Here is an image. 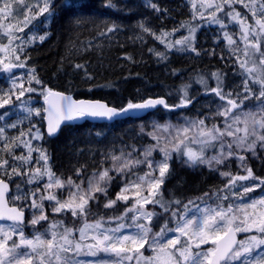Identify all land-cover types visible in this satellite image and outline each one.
I'll return each mask as SVG.
<instances>
[{"label":"snow or ice","instance_id":"snow-or-ice-1","mask_svg":"<svg viewBox=\"0 0 264 264\" xmlns=\"http://www.w3.org/2000/svg\"><path fill=\"white\" fill-rule=\"evenodd\" d=\"M21 4L24 9L23 27H27L31 19L35 16L45 15L46 18L54 17L56 6L54 0H37L35 4ZM84 7L80 0H63L60 8L71 14L73 21L79 23L81 20L80 14L77 11V6ZM106 8L114 9L117 11H124L120 7L117 0H106L104 5ZM147 7L151 8L156 13L167 14L168 9L162 8L158 3L153 0H147ZM193 8L196 4L193 3ZM236 6H242L245 9V16H241L240 12L235 10ZM200 11L193 15V19L199 15L201 18L204 16V10L209 11V15L213 23L220 24L221 28H226L217 13L222 14L229 20V23H235L239 26L240 35L237 39L242 44V48L237 46L236 40L232 38L226 31L223 32V39L227 41V46L230 50L227 59L234 60L238 65L239 73L242 77L241 84L237 86L236 90L226 89L224 83L226 73L217 70L216 72L209 73V77L214 80L215 87H209L208 80L203 76H198L197 80L200 84L204 85L206 92H210L218 97L223 103L216 112L217 117L223 118V125L212 124L209 128L205 124L204 119L198 121H188L192 129H195L194 136L189 137V127L178 128L175 131L174 140H165L164 143L174 142L173 150L179 151L180 144L184 143L185 151L183 155L187 157L183 162L189 166L197 164H207L209 168L213 167V161L216 165L224 164L230 157L235 156L241 161V166L245 168L246 175L233 176L230 172L221 173L223 176L229 177L226 188L234 186L238 181H251L252 186L241 185L244 193H249L255 188L264 187V179L256 177L251 167H247V158L240 155V152L250 153L254 159L259 160L260 154H264V0H249L245 3L244 0H204L200 4ZM226 9H228L226 11ZM130 11V9H129ZM29 13H34L29 16ZM250 14L252 22H247V15ZM13 19V8L11 0H0V39H6L7 43L0 44V53L4 57L9 58L5 62L4 58H0V69L5 72L11 73L14 68H24L25 62H21L19 56L16 55L17 51H22V44H16L20 39V33H23V27L19 24L14 26L11 22L4 24V20ZM143 32L156 36L155 32L145 26L144 21L138 22L137 25ZM120 25L115 22L108 24L101 35L105 33H113L119 30ZM180 28H187L188 35L176 40L175 43L168 41L166 44L165 52H155L154 54L160 59H167L168 51L176 48L178 51H187L200 53L195 46V28L188 26L181 22ZM179 31V28H174L172 32L161 31L160 36L156 39L164 43V38L172 35L174 32ZM46 37H39L43 41ZM15 45V46H14ZM152 52V49H149ZM206 55H216L215 49L204 50ZM243 53L241 56L240 53ZM14 59L16 63H12ZM27 59V57H26ZM128 59H132L130 56ZM223 61L226 58L220 55ZM76 68H83V65H75ZM35 72V69H32ZM86 75L87 72L85 70ZM91 79V76H88ZM35 81L40 85V92L43 99L48 103V107L43 109L47 113L46 117L42 119L47 120L45 132H41L35 125H30L28 133L20 132L19 137L11 139V144L15 147L23 145L28 149L27 156H16L10 147L9 138L6 137L5 128L0 127V138H3L4 145L0 152L7 153L8 159L0 155V221H10L11 223H0V264H83L82 261L76 259L78 255L86 247L88 254L96 256L97 253L103 252L112 254L117 259V264H126V262H135V264H233L241 257H251L245 259L243 264H264V199L253 201L250 205L244 208L234 210L231 205L223 208L218 205L213 209L205 207L201 209L195 201L190 200L188 204L183 205V212L171 211L170 219L175 221L176 227L169 228L167 222L161 226L160 231L153 234L151 242L148 236L152 231L150 225L153 216L157 219L160 218V213L148 212L145 210V205H159L164 212H169L172 205H181V201H165L161 192V186L165 180L170 179L174 174V170L170 169L171 151L167 147H161V137L149 133L153 139L156 140L155 146L145 148L142 154L143 159L135 161L129 159L132 153L125 154L121 150L120 156L110 155L107 162H110L109 168H104L103 164L106 160L102 159L100 163V170L93 171L91 176L87 177V188L83 185L85 180L81 178L82 171L86 172V168H77L75 175L80 179L77 184L71 179L67 178V184L53 173L47 167L48 155L46 150L41 148H33L31 146L32 140H42L45 135L49 138H54L59 135L61 127L65 122L72 121L79 118H100L108 121H115L121 117L127 116L129 112L138 110H148L163 106L168 109L183 108L191 104L195 97H189L187 93L188 85H183L179 90L182 92L180 103L170 106L164 98H148L140 103H133L129 101L125 106L115 107L108 104L101 103L100 101H85L74 100L71 96L65 95L61 92H55L34 75L29 74L27 80L28 88L24 87V82L17 84L13 80L12 87L8 92L0 90V109L5 108L6 105L13 103V97L19 102V105L27 112L26 119L34 114L41 116L40 109H33L29 105V101L21 100L25 92L34 93L37 89L31 85ZM106 85H101L104 87ZM255 89V91L253 90ZM19 95H16V92ZM252 103L256 111L249 110L244 112L243 109ZM8 112L5 111L0 114V120L7 116ZM243 117V118H241ZM6 127H17L16 124L6 125ZM162 131H167L168 126H155ZM33 129L35 132L33 133ZM143 131V129H141ZM101 136L102 132L90 133V135ZM31 136V139H21L24 136ZM181 137L183 139H181ZM228 138H231L229 141ZM18 141V143H17ZM189 143H198L201 145L200 151H194L188 147ZM204 147L217 148V154L211 158H205ZM159 149L161 159L155 160L152 157V152ZM36 151L39 156L37 163L41 161L45 164L44 172L41 173L40 168H35L29 172L25 169L24 172L19 171L15 166L16 161L21 162V167L31 163V154ZM136 149L133 147V152ZM139 155V154H138ZM11 160V163L9 162ZM119 164V167H117ZM144 164L148 171L144 176H137L136 179L140 183L131 181H123L125 187L121 188L120 192L116 194L115 200H108L104 208L113 207L118 201L127 202L130 197L125 193L134 189L132 198L134 203L132 207H126L125 212L117 217L118 220H123L129 212L134 213L131 217L132 224L125 225L120 223L115 229H105L103 232V218L97 220L95 223H87V215L91 212V204L99 206V196L108 199V189L111 187L113 177L109 175L110 172H115L122 177L131 173V170ZM11 169V171H9ZM27 177L23 183L32 185L34 181L47 177L48 183L43 185L44 191L48 194L40 192V185L36 186L33 191L30 188L22 189L20 184H15V193L11 195V203L9 206V199L7 198L10 189L7 181L12 180V177ZM142 185L145 187L142 189ZM67 187V199H58L56 195L52 194L55 189L63 190ZM147 192V195L143 193ZM208 197V194H204ZM201 199V198H197ZM227 199V197H223ZM39 201V202H38ZM49 204L48 209H45L44 202ZM19 204V206H15ZM189 205H192L196 211L193 213V218L189 219L188 214L191 212ZM259 206V211L257 207ZM251 209L249 211L248 209ZM28 211L30 219L28 224L32 226L33 236L28 238L25 236V211ZM49 213L62 214L64 216H71L73 221H83V227L79 229H70L64 227L63 221H49ZM239 213V215L237 214ZM177 217H179L177 219ZM145 220L147 223H138L140 219ZM41 222L47 223L48 227L41 233L37 229V225L43 227ZM235 225V227H234ZM125 227H134L135 234H119L121 229ZM58 228H63V233L57 231ZM89 230L95 231L97 234L93 235L91 239L94 243L84 245L82 242L88 239ZM75 231L79 232V241L69 239ZM244 232H255L254 235L248 236L244 240L237 241L236 234ZM111 233V235H109ZM172 233L174 238H168V234ZM45 235H50L49 239H44ZM198 243L193 245V240ZM164 241L161 243V241ZM213 245L207 251H197L193 254L192 248L195 246L197 249L203 244L210 243ZM145 244L153 249L156 253L155 257H143L140 249L144 248ZM260 249V252H256Z\"/></svg>","mask_w":264,"mask_h":264},{"label":"trees","instance_id":"trees-1","mask_svg":"<svg viewBox=\"0 0 264 264\" xmlns=\"http://www.w3.org/2000/svg\"><path fill=\"white\" fill-rule=\"evenodd\" d=\"M80 2L84 7L77 6L81 17L79 23H75L72 15L60 8L63 0H54L56 6L54 17L46 18L45 14L31 19V28L36 25L37 31L46 38L43 41L40 39L30 41L22 47V51H18L20 61L25 62L24 68H14L11 73L0 69V90L8 92L14 79L17 84L23 81L24 87L28 88L27 80L31 74L36 76L47 88L69 92L76 98L101 99L116 107L125 106L129 101L136 103L149 97L161 96L170 106L177 105L180 103L182 95L179 90L183 85L189 86L186 89L188 96L195 97V99L183 108L170 107L166 109L163 106H158L142 118L127 117L102 123L86 120L81 124H66L61 127L59 135L54 138L45 135L42 140H32V142L38 143L39 148L46 150L50 170L64 181L65 185L68 177L79 184L80 179L75 175V170L83 166L87 170L86 172L82 171L81 176L85 180V185L87 177L91 176L93 171L100 170L99 162L102 159L106 160L103 164L104 168L111 166L110 162H107L109 154L120 156L121 150H123L125 154L132 153L129 159L133 161L143 159L142 154L145 148L156 145L153 136L148 135L154 133L161 137V147L166 146L171 151L169 163L170 169L174 170L171 178L165 180L161 186L163 198L165 201L179 200L181 205L173 204L169 212H164L159 205H146L145 207L151 209L153 213L161 214L159 219L156 216L152 218L153 232L159 231L165 222L168 227L173 226L174 221L169 218L170 212H182L183 205L188 204L190 200L195 201L196 204L207 203L216 206L227 204L232 198L228 188L225 187L229 179L221 173L236 174L239 167L238 159L233 156L220 165H216L214 162L212 168H209L207 164L189 166L183 162L186 158L181 145L179 151H176L173 150L174 142L167 145L164 143L165 140H174L175 131H162L155 126L167 120L179 122L182 119H204L207 122L216 118L215 109L220 99L214 94L206 92L204 85L198 82L197 77L203 76L208 80L209 87H215L214 80L208 74L220 70L227 74L224 80L227 86L226 91L228 89L236 90L237 86L241 84L242 77L238 65L234 60L227 59L230 50L227 41L223 39V32L226 31L236 40L237 46L242 48L241 42L237 39L239 31H237L236 24H228L223 29L220 24L212 21L195 25L197 22L192 18V5L189 0H153L162 8L168 9L166 15L156 13L147 7V0H117L120 7L125 9L124 11L106 8L104 6L106 0H80ZM237 7L242 9L241 6ZM29 16H33L32 13H29ZM247 18L251 19L250 14ZM140 21H144L145 26L155 32L156 36H160L161 31L172 32L174 28H179V31L173 33L176 38L179 36L181 39L187 36L188 29L180 28L181 22L195 28V46L200 54L197 55L190 50L178 51L177 49L181 47L178 45L168 51L167 59H160L154 53L165 52L166 44L161 43L156 39V36L143 32L137 26ZM106 22L108 24L115 22L120 25L119 30L101 35ZM149 49L153 51L150 52ZM211 49H215L217 54L206 55L204 50ZM262 50H264V44H262ZM240 54L243 55L242 52ZM220 55L226 59L222 61ZM129 56L132 59H128ZM11 62L16 63L14 59ZM77 64L83 65V68H76ZM32 69H35V72H32ZM89 75L91 79L88 78ZM101 85L106 86L101 87ZM31 86L37 91L34 93L25 92L21 100L29 101L30 96L31 100L40 105L41 116L33 114L30 119L21 120L17 127L12 129L15 134L14 138L19 137L21 131L27 134L30 125H35L41 132H45L42 119L41 86L37 85L35 81ZM16 95H19L18 91ZM19 107V102L13 97V103L0 109V114L7 111L8 115L3 119L12 118L20 113ZM95 132L103 134L101 136L90 135ZM21 139H31V136L26 135ZM181 139L183 138L181 137ZM9 142L16 156H25L23 145L15 147L11 141ZM133 147L136 149L135 152H133ZM2 148L3 144H0V149ZM0 155L8 159L7 153L0 152ZM161 155L159 149L152 152V157L155 160L161 159ZM240 155L246 156L247 167L252 168L254 175L264 179V154H260L259 160L243 151L240 152ZM9 162L11 163V160ZM15 166L21 172H24L28 167L27 164L21 167L20 161H16ZM147 171V167L140 164L134 167L130 174L123 177L115 172H110L109 175L113 179L111 187L108 189V199L99 196L98 207L90 202L91 212L87 215V223H95L101 218L104 221L103 226L121 221L117 217L125 212L126 207L130 208L134 203L132 198L134 189L125 193L130 197L127 202L118 201L113 207L107 209L104 208V205L108 203V200L116 199V194L125 187L123 181L140 183L136 177L144 176ZM26 179L27 177L24 176H13L12 180H9L11 184L10 202L11 195L16 194L13 180L16 184H20L22 189L30 188L35 191L36 186L40 185V192L48 194L44 191V182L38 181L27 185L23 183ZM246 183L252 184L251 181ZM66 189L67 187L63 190V195H61V189H55L58 191L60 199H63L67 194ZM223 192L227 194V199H223ZM205 193L208 194V197L204 196ZM249 193L264 194V187L255 188ZM242 194H245L244 191ZM17 205L19 206V204ZM44 206L47 210L49 207L47 201L44 202ZM191 206L189 205V207ZM26 213L25 232H33L32 226L28 224L30 216L27 210ZM132 214L129 212L125 218L129 220ZM49 221H63V225L70 229H79L83 227L84 223L81 220L74 222L71 216L51 213H49ZM41 223L43 227L40 225L36 227L43 233L48 224ZM78 233V231L74 232L76 235ZM251 233L255 234V232ZM245 235L246 233L240 232L239 241L244 240ZM44 238L49 239L50 235H45ZM260 251V249L256 250V252ZM245 259H251V257H241L233 264H243Z\"/></svg>","mask_w":264,"mask_h":264},{"label":"rangeland","instance_id":"rangeland-1","mask_svg":"<svg viewBox=\"0 0 264 264\" xmlns=\"http://www.w3.org/2000/svg\"><path fill=\"white\" fill-rule=\"evenodd\" d=\"M189 1H190L191 5H193V3L196 4V8H193V6H192L191 12H192V16H193L194 14H196L198 11L201 10L200 9V4L203 3L204 0H189ZM209 2H211V0H209ZM244 2L248 3L249 0H244ZM11 3H12V8H13V19H11L10 21L9 20H4L3 23L4 24H8L9 22H11L13 24V26H14V29H15V26L17 24H19L20 27H23V23L22 22H23V19H24V9H23V5L21 4V0H11ZM35 3H37V0H23V4H25V5L26 4H35ZM241 8L242 9H240V8H238L236 6L235 10L237 12H240L241 16L243 17V16L246 15V13H245V9L242 6H241ZM227 10L228 9H226V11ZM32 15H34V13H32ZM217 16L226 25H228V24L229 25H233L234 24V23L230 24L229 20L227 18H225L222 14L220 15L219 13H217ZM247 17H248V15H247ZM193 20H196V22H197L195 25H200L202 23L212 21L210 15H209V11H207V10H204L203 18H201L199 15H197L196 19H193ZM250 21L252 22V18L251 19L247 18V22L250 23ZM236 26H237L236 27L237 31H239L238 34L240 35L239 26L237 24H236ZM0 31H2V30H0ZM19 35H20V39L16 41V44H22V47L25 46V44H27L30 41L33 42L35 40H39V37L43 36L40 32L37 31L36 25H33V27L31 28V23H29L27 27H23V33H20ZM179 39H180L179 36L176 38L172 34V35L164 38V41H165L164 44H167L168 41H171L172 43H174V41L179 40ZM5 43H7L6 39H0V44H5ZM16 55L19 56L18 51H17ZM0 58H4L5 62H8V60H9V58L4 57L3 53H0ZM253 90L255 91V89H253ZM222 103L223 102L221 100H219L218 104L216 105V109H215L216 112H217L218 108H220ZM29 105L33 109H40V105L37 104L36 101H34V100H30L29 101ZM19 108L21 109V111H20V113L18 115H15L14 117L9 118V119L7 117L6 119H2L0 121V127H4L5 128V134L4 135L9 138V141H11V139L14 138L13 136H15V134H14V130L12 131L13 127H6V125H11V124L18 125V123L21 120H23L26 115H28L23 107L20 106ZM249 110L256 111V109L253 107L252 103H248V106L243 109L244 112H247ZM241 118H243V117H241ZM188 121H198V120L182 119L179 122H174V121H171V120H167L164 123L159 124L158 126H168V125H170L171 127H168L167 131H169V130L176 131V129H178V128L189 127L190 128V132L188 133V135L191 138V137L194 136L195 129L191 128V125L188 123ZM213 123H216L217 125L222 126L223 125V118L216 116V118H213V119L205 122V124L209 128L212 127ZM34 132H35V130L33 131V133ZM228 140L230 141L231 138H228ZM0 144L4 145L3 138H0ZM180 145H181V148H182V152H184L185 151L184 143H181ZM31 146L33 148H37L38 147V143H34V142L31 141ZM188 147H191L194 151L198 152V151H200L201 145H199L198 143H189ZM24 149H25V153H26L25 156H27L28 155V149L26 147H24ZM217 151H218V147L217 148L204 147L205 158H211L212 156L217 154ZM38 156H39V154L36 151L32 152V154H31V163L27 164L28 167H26V169H28L29 172H31V170H34L35 168H40L41 173L44 172V169H45L44 162L43 161H41L40 163L36 162L37 159H38ZM185 158L187 159L186 156H185ZM213 165H214V161H213ZM238 165H239V167L237 169L238 172L236 174H234L233 176L246 175L245 168L241 166V161L239 159H238ZM47 167L50 168L48 160H47ZM228 179H229V177H228ZM38 181H42V182H44V184L48 183V179H47L46 176H44L42 179L34 181V182H38ZM246 182L247 181H238L234 186H229L228 187V192L232 195V198L230 199V201L227 204L220 205V206H222L223 208H227L229 205H231L232 208L234 210H236L238 208H244L246 205H250L253 201H258L260 199H264V194H261V193H255V194L254 193H245V194H242V191H244V189H243V187H241V185L249 186V187L252 186V184H247ZM84 187L87 188V182L84 185ZM141 187L143 189L145 186L144 187L141 186ZM66 192H67V189H66ZM52 194L56 195L58 199L61 198V197L59 198V195H58L59 193L56 190L52 191ZM143 194L147 195V192H144ZM223 196L227 197V194L223 192ZM67 198H68L67 194H65L63 199H67ZM197 205H199V207L201 209H204L205 207H210V208H213V209L217 208L216 205H209L207 203H201V204H197ZM189 208L191 209V212H189L188 218L192 219L193 218V213H195L196 209L193 206H191ZM145 210L148 211V212H152L151 209L146 208V207H145ZM248 210L251 211L250 208ZM257 210L258 211L260 210L259 206L257 207ZM237 214L239 215V213H237ZM133 215H134V213L130 216L129 220L124 218L123 220L118 221L115 224L104 225L103 228L100 231L103 232L105 229H115V228L118 227V225L120 223H124L125 225L132 224L133 221L131 220V217ZM178 218L179 217H177V219ZM137 222L138 223H145V224L147 223L142 218L139 221H137ZM0 223H11V222H5L4 221V222H0ZM64 227H66V226H64ZM150 227L152 229L151 225H150ZM175 227H176V223L174 221V225L169 227V228L174 229ZM234 227H235V225H234ZM63 230H64L63 228H58L57 229V231L60 232V233H63ZM24 231H25V229H24ZM135 231L136 230H135L134 227H125L124 229H121V232L117 233V235H119V234L132 235V234H135ZM159 231H156V232L155 231L154 232L151 231L149 233V236H148L149 242H151L153 234H155V233H157ZM250 233H246L244 239H246L248 236L254 235L253 233H251V234ZM96 234L97 233L95 231L89 230V232H88V237L89 238L86 239L85 241H83L82 243L84 245L94 243V241L91 239V237L93 235H96ZM109 235H111V233H109ZM25 236L28 237V238H32L33 232H29V233L25 232ZM168 238H174L173 234L169 233L168 234ZM69 239L74 240V241H79V233L77 235L73 234L72 236L69 237ZM163 242L164 241L162 240L161 243H163ZM195 243H198V241L195 240V238H194L193 245H195ZM209 244H203V245L200 246L199 249H197L195 246H193V248H192L193 254L196 253L197 251H200V252L207 251V249L209 247L213 246V245L211 246V242ZM140 251L143 253V257H145V258H147V257H155V255H156V253L153 251V249L148 247V244H145L144 248L140 249ZM76 259L82 261L83 264H117V259L114 256H112V254L99 252V253H97L96 256H92V255L88 254V251H87L86 247L83 249V251L80 253V255H78L76 257ZM126 264H135V262L134 261L133 262H126ZM141 264H143V261H141Z\"/></svg>","mask_w":264,"mask_h":264},{"label":"water","instance_id":"water-1","mask_svg":"<svg viewBox=\"0 0 264 264\" xmlns=\"http://www.w3.org/2000/svg\"><path fill=\"white\" fill-rule=\"evenodd\" d=\"M53 91L55 92H61V93H64L65 95H69L71 96L74 100H85V101H100L101 103H105V104H108L106 101L104 100H101V99H91V98H76L74 97L72 94H70L69 92H65V91H61V90H55V89H52ZM149 98H152V99H156V98H164L163 96L161 97H149ZM148 99V98H147ZM165 99V98H164ZM145 100V99H144ZM140 102H143V100L141 101H138L136 103H140ZM109 105V104H108ZM109 106H113V105H109ZM48 107V103L43 99V109L47 108ZM116 107V106H115ZM158 107V106H157ZM156 107V108H157ZM156 108H153V109H148V110H138V111H132V112H129L127 114V116H124V117H121L119 119H124V118H127V117H134V118H142L144 116H146L150 111H153L154 109ZM47 116V113L43 111V117H46ZM86 120L90 121V122H98V123H102V122H112V121H108V120H105V119H100V118H93V117H87V118H79V119H75V120H72V121H67L65 122V124L63 125H66V124H81L83 122H85ZM43 123H44V131L46 130V126H47V120L46 119H43ZM62 125V126H63ZM9 183V189H10V192H11V184L9 181H7ZM10 194V193H9ZM9 199V195L7 197ZM9 206H13L12 203L10 202L9 200ZM18 207V205H15ZM26 218H27V213L25 211V221H26ZM0 222H4V221H0ZM5 222H10V221H5ZM236 240L239 241V233L236 234Z\"/></svg>","mask_w":264,"mask_h":264}]
</instances>
